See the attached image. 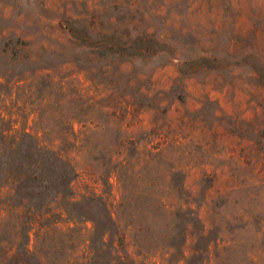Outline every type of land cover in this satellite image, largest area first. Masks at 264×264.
Segmentation results:
<instances>
[{"label": "rangeland", "instance_id": "374dc122", "mask_svg": "<svg viewBox=\"0 0 264 264\" xmlns=\"http://www.w3.org/2000/svg\"><path fill=\"white\" fill-rule=\"evenodd\" d=\"M7 41L0 129L27 127L76 176L52 201L4 186L0 222L40 204L41 219L79 225L81 252L76 217L106 219L105 202L137 259L161 260L152 250L188 225L186 256L204 233L239 243L212 244L211 264H264V0H0Z\"/></svg>", "mask_w": 264, "mask_h": 264}, {"label": "trees", "instance_id": "16d2710c", "mask_svg": "<svg viewBox=\"0 0 264 264\" xmlns=\"http://www.w3.org/2000/svg\"><path fill=\"white\" fill-rule=\"evenodd\" d=\"M151 37L156 38L145 32L140 40H151ZM10 45L8 41L0 43V57L10 55ZM15 48L23 51L17 45ZM16 56L21 59L22 53ZM12 126L11 120L10 124L1 125L0 129V193L4 186L9 185L15 190L11 196L19 195L20 201H52L59 194L71 190L76 176L73 162L60 150L42 144L27 127L19 131ZM10 199L14 201L13 196ZM26 206L30 214H26L25 218L12 223L0 222V264H181L182 259H185V264H211L215 260L210 250L212 244L218 246L228 242L224 237L207 239L201 233L198 239L205 242V248L203 251L195 249L186 256L189 239L186 225L179 241L166 236L162 239L166 247L157 246L152 250L153 255L160 256L161 260L137 259L127 247L126 234L121 231L119 221L104 202L106 219L76 217L82 224L80 228H85L88 233L86 248L80 252L77 250L78 243L74 242L78 224L62 227L59 225L61 219H41L32 213L35 207L39 210L40 204ZM88 221L92 222L91 226L87 225ZM7 228L14 233L8 236ZM18 229L21 235H18ZM230 243L224 244L225 249L234 243L239 244L234 239ZM194 259H198V263ZM217 264H257L256 253H252L248 261L222 255Z\"/></svg>", "mask_w": 264, "mask_h": 264}]
</instances>
